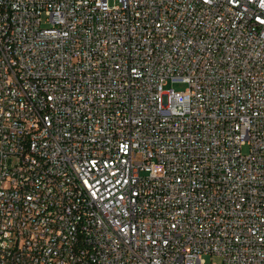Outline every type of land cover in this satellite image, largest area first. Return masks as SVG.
I'll list each match as a JSON object with an SVG mask.
<instances>
[{
	"label": "built area",
	"instance_id": "2783aa9c",
	"mask_svg": "<svg viewBox=\"0 0 264 264\" xmlns=\"http://www.w3.org/2000/svg\"><path fill=\"white\" fill-rule=\"evenodd\" d=\"M212 257L264 264V0H0V264Z\"/></svg>",
	"mask_w": 264,
	"mask_h": 264
},
{
	"label": "rangeland",
	"instance_id": "374dc122",
	"mask_svg": "<svg viewBox=\"0 0 264 264\" xmlns=\"http://www.w3.org/2000/svg\"><path fill=\"white\" fill-rule=\"evenodd\" d=\"M167 88H171L175 91H183L184 90V86L180 85V84H175V85H169ZM248 152V148L247 147H243L242 148V153L246 154ZM205 260L207 261V263H209L210 260V256H206ZM212 262L214 264H221V260L219 257H212Z\"/></svg>",
	"mask_w": 264,
	"mask_h": 264
}]
</instances>
